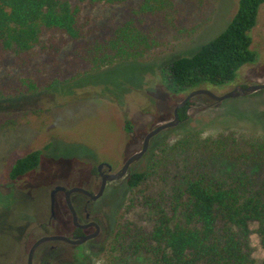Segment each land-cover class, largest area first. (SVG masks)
<instances>
[{"label":"trees","instance_id":"trees-1","mask_svg":"<svg viewBox=\"0 0 264 264\" xmlns=\"http://www.w3.org/2000/svg\"><path fill=\"white\" fill-rule=\"evenodd\" d=\"M263 3L240 0L224 32L168 66V88L224 85L255 62L251 31ZM104 4L127 5L129 14L104 35L93 34L86 11ZM180 14L175 0H0V101L145 60L161 45L159 33L188 32ZM41 155L33 150L17 158L9 179L35 170ZM255 168L264 171V136L256 133L203 138L195 129L159 143L149 167L126 179L128 209L139 208L140 219L116 223L101 247L103 264H254L253 225L264 248V173Z\"/></svg>","mask_w":264,"mask_h":264},{"label":"rangeland","instance_id":"rangeland-1","mask_svg":"<svg viewBox=\"0 0 264 264\" xmlns=\"http://www.w3.org/2000/svg\"><path fill=\"white\" fill-rule=\"evenodd\" d=\"M181 8L178 31L161 32V45L141 61H125L102 68L70 84L32 96L0 101V264L25 261L31 241L51 217L50 191L57 184L82 186L99 183L94 172L99 163H111L115 170L141 150L147 133L174 119V109L198 89L223 95L237 86L264 83V3L257 24L251 31L257 60L241 66L233 80L215 86L173 92L167 86V68L175 60L191 57L206 43L218 37L237 14L240 0H175ZM93 21V34L104 35L109 26L129 14L127 5H101L86 11ZM185 118L151 140L148 152L134 162L128 175L112 182L103 200L110 201L116 223L139 220L140 209H128L130 191L127 177L146 170L154 148L173 141L186 130H199L200 136L216 138L234 132L264 136V90L217 103L206 95L188 100ZM186 106V105H185ZM131 127V129L129 128ZM42 152L39 166L15 181L9 179L12 163L33 151ZM258 175L264 171L255 168ZM93 188V185H92ZM109 205V206H110ZM63 225L65 212L55 208ZM250 245L254 264H264V248L254 232ZM76 254L91 257L92 264H103L102 246L109 236ZM59 245L58 243H55ZM63 245V243L61 244Z\"/></svg>","mask_w":264,"mask_h":264},{"label":"flooded vegetation","instance_id":"flooded-vegetation-1","mask_svg":"<svg viewBox=\"0 0 264 264\" xmlns=\"http://www.w3.org/2000/svg\"><path fill=\"white\" fill-rule=\"evenodd\" d=\"M99 164L96 168V171L94 172V177H96V180L99 183L95 184L94 182L93 183L90 182L87 184L86 183L82 184V186H80L82 188H85L92 194L99 193L102 186L104 175L108 173H116L122 168L121 167L120 169L115 170L114 166L111 163H109L112 166L111 168L106 164L102 168H99ZM130 168L128 170V173L130 171ZM128 173L126 174V176L128 175ZM120 180L108 181L103 194L96 200L92 199L90 196H87L83 193L76 192L71 195L72 204L77 212L78 223L80 225L90 224L88 228H82L75 225L73 220V215L69 210L66 202L65 192L63 191L58 192L56 195L55 208H59V211L61 213L65 212L64 224L62 225L60 223L61 218L56 215L55 212L56 209L54 208L55 209L54 211H52L51 209V217L48 223H46L45 225H41L42 231L39 234H37L34 238H32L31 241L29 240L30 247L28 250L26 261L25 258L23 259V256L21 254L18 258L21 259V262H18L16 264H29V252L32 246L43 236L65 235L72 239H76L82 236H87L89 234H92L98 228L99 229L98 235L94 238L85 241L82 244H71L62 240H54V241L42 243L36 248L33 256V264H92L91 257H88L87 255H83V254H76L78 252L77 249L78 248L83 249L90 247V245H95L97 242L100 241L101 236L104 235L105 233H106L105 235L106 237L111 235L113 229L115 228L116 221L114 218L115 215L114 211L112 210L110 213L107 211L111 207L110 201L107 203V205L104 208H98L96 207V204L98 203V201L104 199L107 192L109 191L108 190L109 185L112 182H117ZM57 185H63V184H57ZM57 185H55L51 189V191ZM63 186H65L67 189L75 187L68 185H63ZM51 191H50V197H51ZM55 243H58L59 245H56ZM62 243L63 245H61Z\"/></svg>","mask_w":264,"mask_h":264},{"label":"water","instance_id":"water-1","mask_svg":"<svg viewBox=\"0 0 264 264\" xmlns=\"http://www.w3.org/2000/svg\"><path fill=\"white\" fill-rule=\"evenodd\" d=\"M260 90H264V83L263 84H257V85H250V86H237L235 89H233L230 92L223 94V95H217L216 93H214L213 91H211L209 89L198 88V89L194 90L191 93V95H189L187 97V99L185 101H183L178 106H176V108L174 109V119L173 120H170L164 124H161V125L157 126L156 128H154L153 130H151L149 133H147V135L144 138L141 150L133 153L125 161L122 168L118 172L108 173V174L103 176L102 186H101V189H100L98 194H92L91 192H89L88 190H86L85 188H82L80 186H75V187H72L70 189H67L63 185H57L51 191V209H52V211L55 210L54 208H55V201H56L57 193L63 191V192H65L66 202H67L69 210L71 211V213L73 215V220H74L75 225L82 227V228H88L90 226V224L89 225H80L78 223L77 212L75 210V207L72 204L71 195L73 193H76V192L77 193H83L87 196H90L92 199L96 200L97 198H99L103 194L108 181H115V180H120V179L124 178L126 176V174L128 173L130 166L134 162L140 160L148 152L150 142L153 138L158 136L163 131L178 125L179 120H180L179 111H180V109H182V107H184L186 105V103L188 102L189 99H191L192 97L197 96V95H206L209 98H211L212 100H214L215 102L221 103L222 101H224L226 99L236 98V97H241V96H248V95H251V94L258 92ZM105 164L108 165L110 168L112 167L109 163H100L99 168H102ZM98 233H99V229L97 228L94 233L89 234L87 236H82V237H79L76 239H72V238L65 236V235H46V236H43L32 246V248L29 252V264H33V256H34L35 250L42 243L54 241V240H62V241H65V242H68L71 244H82L85 241L96 237L98 235Z\"/></svg>","mask_w":264,"mask_h":264}]
</instances>
